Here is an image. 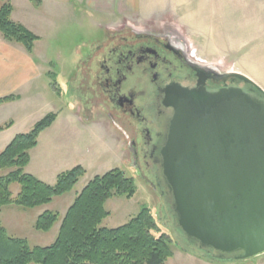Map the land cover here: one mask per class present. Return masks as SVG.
I'll use <instances>...</instances> for the list:
<instances>
[{
    "label": "rangeland",
    "instance_id": "1",
    "mask_svg": "<svg viewBox=\"0 0 264 264\" xmlns=\"http://www.w3.org/2000/svg\"><path fill=\"white\" fill-rule=\"evenodd\" d=\"M139 1L136 12L104 16L87 13L83 5L62 8L48 0L39 10L17 7L16 20L26 22L29 30L40 37L35 45V61L42 67L47 65L51 73L46 78L51 86L41 78L36 84L37 92L25 93L18 116L36 123L50 113L58 114L53 125L41 133L26 172L36 173L45 166L59 172L78 164L87 172L67 196L35 208L6 205L0 212V220L11 236L27 239L32 247L49 246L57 239L61 222L49 231L38 230L35 227L38 217L46 210L64 213L72 197L90 180L120 168L134 178L137 192L132 198H109L105 207L110 215L102 226L124 225L148 206L160 228L156 234L167 233L172 237L173 255L167 264H204L201 262L204 258L210 264L230 263L233 260H212L205 251L183 238L162 193L164 185L139 174L127 137L111 122L108 109L89 88L90 78L82 60L95 43L124 31L129 26L127 23L153 26L177 33L187 44L189 53L202 63L222 72L243 73L264 89V0ZM20 189L19 183L11 186L14 196ZM236 262L264 264V254Z\"/></svg>",
    "mask_w": 264,
    "mask_h": 264
},
{
    "label": "water",
    "instance_id": "2",
    "mask_svg": "<svg viewBox=\"0 0 264 264\" xmlns=\"http://www.w3.org/2000/svg\"><path fill=\"white\" fill-rule=\"evenodd\" d=\"M225 76L245 86L210 91L200 79L167 96L161 184L183 238L239 261L264 254V89L243 73Z\"/></svg>",
    "mask_w": 264,
    "mask_h": 264
},
{
    "label": "trees",
    "instance_id": "3",
    "mask_svg": "<svg viewBox=\"0 0 264 264\" xmlns=\"http://www.w3.org/2000/svg\"><path fill=\"white\" fill-rule=\"evenodd\" d=\"M0 2L3 38L33 52L40 37L13 20L11 0ZM256 94L264 98L263 92L257 89ZM18 98L20 96L16 94L0 97V105ZM57 118L58 114L54 112L46 115L30 131L16 135L0 153V212L9 204L24 208L50 204L56 197L72 191L86 175L81 164L60 172L54 184L26 172L31 150L38 146L41 133ZM13 123L7 122L0 130ZM13 183L21 186L17 196L11 190ZM136 192L134 178L128 177L120 168L95 176L65 215L46 210L38 217L35 224L38 230L49 231L61 222L57 239L49 246L32 247L27 239L11 236L0 220V264H167L173 255L172 237L167 233L156 234L160 228L148 206L124 225L102 226L110 215L105 207L107 200L113 196L132 198Z\"/></svg>",
    "mask_w": 264,
    "mask_h": 264
},
{
    "label": "flooded vegetation",
    "instance_id": "4",
    "mask_svg": "<svg viewBox=\"0 0 264 264\" xmlns=\"http://www.w3.org/2000/svg\"><path fill=\"white\" fill-rule=\"evenodd\" d=\"M127 24L124 31L95 43L82 65L89 74V88L127 137L139 174L161 185L160 149L174 113L165 102L167 96L179 88H196L200 79L210 91L241 86V81L195 59L171 29Z\"/></svg>",
    "mask_w": 264,
    "mask_h": 264
},
{
    "label": "crops",
    "instance_id": "5",
    "mask_svg": "<svg viewBox=\"0 0 264 264\" xmlns=\"http://www.w3.org/2000/svg\"><path fill=\"white\" fill-rule=\"evenodd\" d=\"M46 1L47 0H11L14 6V11L12 14L13 20L18 23L26 24V22L21 21V19L16 20L15 14L17 11V7L20 8L23 6L27 10H30L32 8L35 10H39L43 8V6L46 4ZM48 1L53 3L54 6L62 7V8L65 7L77 8L78 6L83 5L87 13H90L91 15L95 14L102 16L112 15V13H120V14L131 13L129 10L136 12V9L141 4V1L139 0H48ZM83 7H79V8L80 9L82 8L81 10H83ZM26 27L29 29L28 24H26ZM34 50L33 52H29L26 50L24 46L5 40L0 31V97H4L11 94H16L20 96V98H18L15 101L7 102L0 105V126L6 124L9 121L14 122L11 127L6 128L4 130H0V153L8 146V144L15 138L16 135L20 133H25L29 129H32V127L35 124V122L28 123L27 121H25V119H22L18 116V109L22 107V104L26 99L25 93L37 92L39 87H36L37 86L36 84L41 78L44 79L45 84L47 86H51L46 81V78L48 79L49 78L48 76L51 74L48 72L50 71V69H47V65H45L46 67H42L40 66V62L35 61ZM34 97H36V95L33 94L31 99H33ZM38 146H36L34 149L38 148ZM34 149H32L31 152ZM32 160H33V154L31 153L30 164ZM29 165L27 167H29ZM62 171H64V168L59 172H53V169L49 168V166H45L41 170H36V173H31V174H34L35 176H37L38 178H40L45 182L54 184L57 180L58 174ZM71 192H73V190L64 194L63 196H67ZM79 193L80 192H78L72 197L64 213L59 212L61 215H65V213L67 212L69 207L73 204ZM202 260L203 261L201 262H203L204 264H210L208 259L204 258ZM227 264H247V263L230 261V263Z\"/></svg>",
    "mask_w": 264,
    "mask_h": 264
}]
</instances>
